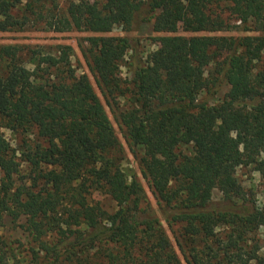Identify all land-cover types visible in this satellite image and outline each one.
Returning <instances> with one entry per match:
<instances>
[{"label":"trees","instance_id":"1","mask_svg":"<svg viewBox=\"0 0 264 264\" xmlns=\"http://www.w3.org/2000/svg\"><path fill=\"white\" fill-rule=\"evenodd\" d=\"M220 1L242 34H178L220 30L224 21L208 12ZM143 14L164 33L146 59L138 42L111 34L116 25L130 32ZM31 23L93 33L90 64L104 94L128 102L117 116L157 200L147 205L138 173L123 166L114 125L71 46L0 47V124L22 134L15 147L0 133V225L25 219L33 263L264 264V201L237 176L252 166L264 178V39L251 33L264 32V0H0V31ZM166 225L180 227L176 244Z\"/></svg>","mask_w":264,"mask_h":264},{"label":"rangeland","instance_id":"2","mask_svg":"<svg viewBox=\"0 0 264 264\" xmlns=\"http://www.w3.org/2000/svg\"><path fill=\"white\" fill-rule=\"evenodd\" d=\"M67 0H57L61 5ZM97 1V0H91ZM227 1H220L218 3L211 4L208 8L214 17L220 16L224 21V26L220 30H207L203 32L193 33L187 31L183 26L179 27L178 34L184 36L191 35H207V36H238L242 34L243 26L242 23L236 18L235 15L231 14L228 8ZM25 6L19 7V13H23ZM154 14L144 15L139 17L135 23L133 29L130 32H126L120 25H116L111 32L115 36H126L132 41L139 43V50L143 57L146 59L148 55L156 50L160 46L159 37L164 33H157L153 28ZM248 33V32H245ZM250 33V31H249ZM260 35L264 39V32H251ZM93 35L92 32L85 28L73 29L68 32H57L52 29L46 28L41 23L26 24L19 29H11L6 31H0V47L4 45H17L18 47L25 49H41L46 52H56L60 45H69L72 47V63L76 68L79 75H87L92 82L97 95L102 100L108 116L114 125L118 138L123 147L124 161L123 166L127 170V173L132 174L138 173V177L142 181L146 190V201L145 203L151 207H155L157 204L156 197L150 187L149 182L141 175L137 161L132 153L131 147L129 146L125 136L123 127L119 121L117 114L119 111H123L128 107V102L125 98L107 96L103 92L97 81V75L95 74L89 56V37ZM129 54L126 57L125 63L128 62ZM206 73L210 76L212 73V66L210 65L206 69ZM121 74L124 79L130 78V71L126 64L122 65ZM228 94V87L226 84L223 85L219 91L218 96L225 98ZM0 133H3L5 137L12 143L13 146L18 147L21 141V133L15 130L3 126L0 124ZM29 136V135H28ZM23 173L29 172L28 165L23 163ZM237 176L244 187L245 191L252 200L258 204L264 201V178L259 172H257L252 166H241L237 170ZM2 172L0 170V179ZM100 198L103 204L109 209L114 210L116 204L108 197L97 196ZM214 198L216 200L221 199V192L218 189L214 190ZM25 219L22 218L20 221L13 222L11 217H5L3 223L0 225V263L7 262L12 263L14 259H18L22 264H34L33 263V252L32 248H35V243L32 237L26 232L21 226ZM166 231L171 241L176 244V240L179 239L178 225H166ZM260 239L262 246V253H264V229L260 231Z\"/></svg>","mask_w":264,"mask_h":264}]
</instances>
